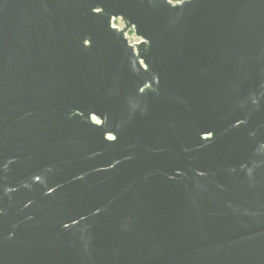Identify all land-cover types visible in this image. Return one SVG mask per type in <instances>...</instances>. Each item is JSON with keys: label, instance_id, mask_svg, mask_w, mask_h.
<instances>
[{"label": "water", "instance_id": "1", "mask_svg": "<svg viewBox=\"0 0 264 264\" xmlns=\"http://www.w3.org/2000/svg\"><path fill=\"white\" fill-rule=\"evenodd\" d=\"M0 264H264V0H0Z\"/></svg>", "mask_w": 264, "mask_h": 264}, {"label": "built area", "instance_id": "2", "mask_svg": "<svg viewBox=\"0 0 264 264\" xmlns=\"http://www.w3.org/2000/svg\"><path fill=\"white\" fill-rule=\"evenodd\" d=\"M114 25H115L116 27L120 28V29L123 28V25H122L120 22H118V21H116ZM136 41H137V40H136L133 36H131V43H134V42H136Z\"/></svg>", "mask_w": 264, "mask_h": 264}, {"label": "trees", "instance_id": "3", "mask_svg": "<svg viewBox=\"0 0 264 264\" xmlns=\"http://www.w3.org/2000/svg\"><path fill=\"white\" fill-rule=\"evenodd\" d=\"M175 2H181L182 0H174Z\"/></svg>", "mask_w": 264, "mask_h": 264}, {"label": "rangeland", "instance_id": "4", "mask_svg": "<svg viewBox=\"0 0 264 264\" xmlns=\"http://www.w3.org/2000/svg\"><path fill=\"white\" fill-rule=\"evenodd\" d=\"M174 1V0H173ZM175 2V1H174Z\"/></svg>", "mask_w": 264, "mask_h": 264}]
</instances>
